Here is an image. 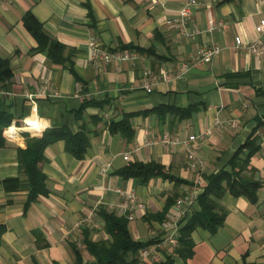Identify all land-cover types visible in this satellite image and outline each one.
<instances>
[{"label":"crops","instance_id":"0c3cea01","mask_svg":"<svg viewBox=\"0 0 264 264\" xmlns=\"http://www.w3.org/2000/svg\"><path fill=\"white\" fill-rule=\"evenodd\" d=\"M188 1L0 2V58L12 71L0 84V113L9 119L0 132V225L5 229L0 264H73V245L83 263H92L83 231L93 242L109 239L96 212L131 214L122 209L119 192L133 193L143 205L133 212L128 230L134 241L155 242L146 249L158 262L167 256L174 264H264V50L253 55L235 45L237 38L244 46L258 40L254 28L264 20V0H195L187 26L197 34L187 38L167 21ZM26 12L65 47L63 64L32 52L36 43L22 25ZM90 38L109 50L133 46L146 52L129 50L137 55L133 63L96 64L89 60ZM260 40L264 46V35ZM210 45L221 49L218 55L179 73ZM146 72L150 92L143 87ZM126 116L131 139L110 132V123ZM54 127L83 135L85 152L74 157L63 140L48 145L42 164L47 195L25 210L27 191H7L4 181L24 179L18 149ZM203 133L207 136L191 164L187 155L193 143L162 142L165 136L184 141ZM250 137L258 151L243 175L261 184L255 202L227 190L212 198L219 206L214 212H224L223 225L215 234L195 229L192 255L182 259L174 253L180 229L200 211L198 197L208 184L222 171L231 173L230 159ZM133 163L156 164L175 180L154 177L142 185L121 174ZM177 199L184 200L186 214L169 242L166 224L174 218ZM154 263L150 257L139 262Z\"/></svg>","mask_w":264,"mask_h":264},{"label":"trees","instance_id":"16d2710c","mask_svg":"<svg viewBox=\"0 0 264 264\" xmlns=\"http://www.w3.org/2000/svg\"><path fill=\"white\" fill-rule=\"evenodd\" d=\"M22 25L36 43L32 52L41 53L52 63L58 65L65 62V47L49 36L43 25L30 12H26L23 16ZM121 49L135 50L140 53L146 52L133 46H122ZM11 78L12 71L8 60L0 58V84L8 82ZM8 122L9 119L0 113V132ZM110 132L112 134L120 133L121 136L131 139L133 132L128 124L127 116L120 121L111 122ZM56 140H63L65 150L76 158L82 157L87 145L83 135H73L65 128L55 127L45 130L40 138L26 139L25 148L18 149L17 154L19 172L24 176V179L15 178L4 181L7 191H27L25 210L39 196L47 195L45 176L42 173L43 153L45 148ZM257 151L258 146L255 138L250 137L235 151L230 159L231 173L220 172L198 197L200 211L194 213L191 219L180 229L178 247L174 251L177 256L184 260L191 257L193 244L190 235L195 229L203 228L211 234H215L223 225L224 212L221 211L220 214L214 212L219 210V206L212 198H220L227 190L235 197L243 196L250 202H255V193L261 184L251 177H244L243 173L248 169L250 157ZM121 174L126 178H136L142 185L154 177L175 180L156 164L133 163L123 168ZM96 216L104 222L103 231L109 236V239L93 242L88 236V231H83L82 243L85 250L94 259L92 263L88 264H139V252L155 243L151 240L145 243L134 241L128 230V220L123 216H116L114 213L101 208L97 210ZM4 230V227L0 225V242ZM71 249L74 255L73 264H86L82 261L80 250L75 245ZM154 264L174 263L170 257L166 256Z\"/></svg>","mask_w":264,"mask_h":264},{"label":"built area","instance_id":"2783aa9c","mask_svg":"<svg viewBox=\"0 0 264 264\" xmlns=\"http://www.w3.org/2000/svg\"><path fill=\"white\" fill-rule=\"evenodd\" d=\"M2 0H0L1 2ZM197 6V2L195 0H189L186 4L178 11L176 18L167 21L169 25L173 28L177 29L181 35L185 37H192L197 34L196 28H188V19L191 15L192 9ZM255 33L258 36V40H256L252 44H248L244 46L239 38L235 40L236 48H245L253 55H259L263 52L264 46L260 40V37L264 35V20H261L254 28ZM87 49L89 53V60L96 63V64H109V63H121V62H129L133 63L134 60L137 58L136 53L129 51V50H109L106 48L101 47L96 41L90 38L87 41ZM220 48L216 45H210L207 47H203L196 52V57L192 64H183L180 69V74L184 73L189 66L193 65H203L209 63L213 57L219 54ZM143 80V87L147 92L151 91V84L149 83V79L147 77L148 73L146 72ZM165 79H168L165 77ZM46 90V86L42 88ZM31 98V96H28ZM233 126V124H231ZM207 136V133L198 134V135H191L186 140L180 141L176 138H169L165 136L162 139L164 144H169L171 146L183 145L187 146L188 144L193 143L194 146L188 150V162L191 164L195 161V154L198 150V143H200L204 138ZM124 160L128 159V155L126 154L123 157ZM120 195L123 196L125 203L123 204L122 209H129L132 211L131 214L127 215V220L131 221L134 219V214L136 210L142 209L143 205L141 203H136V198L133 193H122L119 192ZM176 212L174 215L173 220L170 223L166 224V228L170 231L166 236V240L169 242L175 241V234L178 227V220L185 216L186 214V207L185 202L183 199H177L175 201ZM152 258L154 262H158V258L156 255H151V252L148 249H143L139 252V259L144 260L147 258Z\"/></svg>","mask_w":264,"mask_h":264}]
</instances>
